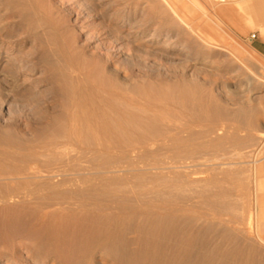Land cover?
I'll list each match as a JSON object with an SVG mask.
<instances>
[{"label":"rangeland","instance_id":"rangeland-1","mask_svg":"<svg viewBox=\"0 0 264 264\" xmlns=\"http://www.w3.org/2000/svg\"><path fill=\"white\" fill-rule=\"evenodd\" d=\"M254 3L257 2L54 0L52 8L61 9L55 15L59 25L55 34L63 37L62 47L67 48L64 51H59L52 35H41L36 40L14 27L20 24L18 21H10L13 37L7 41L12 44L2 47V42L7 41L0 38V146L18 153L17 157L8 156L14 166H32L37 175L0 177V193L23 189L53 172L66 171L63 175L66 178L69 174L67 179L93 177L97 166L116 159L104 151L93 154L92 131L82 132L81 138L68 137L71 130L63 111L74 99L73 87L58 78L69 75L65 61L71 58L86 67L101 98L107 97L105 91L114 85L130 103L139 105L134 108L129 102L118 101L121 115L113 152L119 162V175L115 176L120 178L109 189L112 194L129 195L142 203L167 201L165 204L185 205L178 225L184 233L194 234V245L186 251L188 259L184 257L176 263L202 264L200 257H214L215 247L223 248L224 243L229 246L223 249L231 251L241 246L263 258L264 199L262 211L257 196H264V18L253 13L259 10L249 7ZM67 51H72L71 57ZM50 117L54 123L46 128ZM170 137L173 154L182 160L189 158L187 169H170L167 173L154 169L164 168L162 165H139L136 172L129 169L131 163L137 162L130 152ZM66 138L73 140L66 144ZM50 143L54 147L43 148ZM178 148L183 151L180 153ZM11 163L5 164L13 166ZM17 226L15 232L22 228ZM129 226L133 231L136 224ZM14 229L1 236L12 240L6 244L5 256L29 264L36 255L43 258L48 244L46 247L42 243L47 241L42 239L37 249L19 250L11 238ZM4 239H0V247L5 245ZM99 259L95 258L97 264H134ZM78 261L86 264L87 258L81 256Z\"/></svg>","mask_w":264,"mask_h":264},{"label":"bare ground","instance_id":"bare-ground-1","mask_svg":"<svg viewBox=\"0 0 264 264\" xmlns=\"http://www.w3.org/2000/svg\"><path fill=\"white\" fill-rule=\"evenodd\" d=\"M53 1L54 0H0V38L3 39L2 41H7V39L13 37L11 22L18 21L20 24L17 26V23H15L14 27H17V30H19L21 34H26L24 36L39 40L41 38V35H52L59 44L58 46L56 43V45L59 47V51H64L63 49L66 47H62V45L65 46L63 37H59L55 34V32L59 30V25L56 21L57 19L55 20V17L61 13V9L52 8L51 3ZM62 1L64 0H58V2ZM55 3L56 1L53 4L55 5ZM67 40L69 39L67 38ZM10 42L11 41L2 42L1 46L8 48ZM57 46H55V49ZM69 47L70 45L68 46V48ZM62 51L59 53H62ZM71 52L72 51H67V53L69 54ZM71 56L72 53L70 54V57ZM65 63L69 72L67 74L69 75H67L66 77L58 78V81H65L68 85L73 87L74 96L71 104L63 111V113L67 117L69 128L71 130V136H67L78 137L82 134V132L86 130L92 131L94 134V149L91 150L93 154L98 151H104L107 154L112 155V157L116 159H114V161H112L111 163L109 162L110 164L107 162L108 160H106L107 165H100L97 167L95 166L97 171L95 174L93 173V177H81L77 179H75V177L74 179H67L69 174L67 175V177L65 175L66 178H64L63 175V172L66 171H63L62 174L53 172L44 176L43 180L34 182L31 185L24 186L23 189L21 188L14 189L8 192H1L0 237L5 231L14 229V227L20 225L17 226V228L22 227L21 229L19 228V230H17L16 232L14 229V238L11 236L7 237H11L14 243H16V248L23 251L24 249L28 248L32 250L37 249L39 243L41 244V240L45 239V241L47 242L44 244V242L42 241V244L45 246L46 244H48V248H45L46 250L43 249L44 251L42 250L43 258H40V255L38 256L35 254L36 256L33 257V261H31L30 264H82L80 261H78V258L81 256L87 258L86 264H97V262H95V258L97 256L102 262H105L107 260H114V263H116L117 261L121 262L122 260H126L129 262L131 261L134 264H175L179 260L183 261L184 257L187 258L188 256L186 251L193 249L191 247L194 245H192L194 234L191 233V235L184 233V228L182 229L180 228L181 226L178 225V222L185 212L182 209L185 205L183 207L171 203H167V205L165 204L167 201H164V204L155 202L142 203L136 199L135 201L132 200L130 197H128L129 195L119 196L120 194L117 195L110 193L109 185H111L112 182L114 183L118 181L120 178L115 176V174L119 170V162L117 156H114L113 152V149L117 145L115 138L119 133V123L117 119L121 115V109L119 107L118 101H123L126 104L129 102L128 104H132V107L134 108L139 107V105L134 101L130 103V99L128 100V98L126 97L127 95L125 96V94H120L119 88H117L118 86L114 85H111V87L107 88V90L105 91L107 97L101 98L98 92H96L94 90V87L92 86V78L87 73L86 67L80 65L82 62L79 64L77 61H73L70 58L66 60ZM86 66L87 69H89V66ZM148 107L152 108L153 106L148 105ZM53 123V119L51 117L48 118V120L46 121V128L51 127ZM79 138H81V136ZM177 138L181 139V137ZM66 139V144L73 140V138H68L67 140ZM180 141L178 143H180ZM170 142H172L171 137L163 138L137 147L133 151L131 150L132 152L129 151L130 156L133 155L137 159H135L137 162H130V168H128L131 170L133 169L134 172L137 171L136 167H139V165H143L144 167L162 165L165 167L162 169L159 167L154 169L164 171H169L170 169L178 170L181 168L187 169L188 167L186 164L188 161L186 162V159L189 158H185V160H182L181 158L179 159L178 156H175L171 151L172 147H170ZM185 142L187 141L185 140ZM178 143H176V145ZM187 144L189 145L190 142ZM180 145L182 146V144ZM50 147H54V145L50 143V145L47 144L43 148L48 150ZM4 148L3 146H0V177L17 178L22 175H37V172L32 166L26 167L23 164H17L18 166H14L13 158L11 157L13 161L11 163V161L8 160V156H14L18 153H14L13 151L8 152L9 150L11 151V149L8 148L9 150H5ZM178 150L180 151V148H178ZM182 151H180V153ZM109 157L111 160V156ZM6 161L7 164L9 161V164L11 163L13 164V166H6ZM99 163L101 164V162ZM189 166H191V163ZM126 167L127 166H125V168ZM93 168H91L92 171ZM74 171H76V169ZM67 173L70 172L67 171ZM166 173H164V176L167 175ZM138 174H140V172ZM138 174L135 175L139 176ZM142 175H144V173H142ZM164 176L161 177L164 178ZM172 177L174 176L172 175ZM170 181L172 182L173 180H168L167 182ZM162 183L164 182H161V184ZM118 185L120 184L118 183ZM161 186L159 185L158 187ZM62 190H65L67 192L63 193ZM171 190L173 189L171 188ZM164 192L165 191H163V193ZM168 193L170 194V191ZM215 197L218 198V196ZM169 202H171V200ZM191 213L192 212H189V214ZM247 218L249 219L248 221L250 224L251 220L249 217ZM238 220L240 221V219ZM236 223L238 224V222ZM130 224H136V227H134L135 229L133 228V231L129 229ZM246 224H248V222ZM238 228L243 230L241 226ZM6 234L9 235V233ZM249 234H252V232ZM1 238L4 239V237ZM260 239H262V237ZM259 241L257 242V244L259 243ZM10 242H12V240H10L9 238H5L3 240V244L5 245L0 247V264H29L23 261L18 262L13 256V258H7L5 256V253H7L8 251L6 250V244H10ZM254 242L256 244V241ZM239 243H241V241ZM226 244L224 243V245ZM227 246H229V244H227ZM262 246L264 245L262 244L261 247ZM253 247L254 246H252V249L255 248ZM40 248L42 249V247ZM215 248L217 249L214 252V257H211L212 255H209L210 257L208 255L205 256V254L203 253L204 256L200 257L199 261L202 264H264V257L261 258L263 255L261 256V254L259 253L261 257H258L259 255L256 254L257 252L255 253V255L254 252L252 253V251L250 250L241 248V246L240 248L232 249L231 251L229 249L226 250L220 247L218 248V246H216ZM183 252L186 253L184 254ZM180 253H182V255ZM109 263L111 264V262Z\"/></svg>","mask_w":264,"mask_h":264},{"label":"crops","instance_id":"crops-1","mask_svg":"<svg viewBox=\"0 0 264 264\" xmlns=\"http://www.w3.org/2000/svg\"><path fill=\"white\" fill-rule=\"evenodd\" d=\"M222 1H224V0H222ZM241 1H244V2H246V1L257 2V3H254L253 5H249V7L253 6V7H255L256 9L259 8L258 11H255V12H253V13H255L256 15H258V16L261 17V18H264V9H263V7H264V0H241ZM250 14H251V13H250ZM261 21H263V19H262ZM257 199H258V208L260 207L261 210H262V209H263V203H262V200L264 199V196H260V195H258V196H257ZM262 211H263V210H262ZM260 234L262 235L261 231H260ZM262 236H263V235H262Z\"/></svg>","mask_w":264,"mask_h":264},{"label":"built area","instance_id":"built-area-1","mask_svg":"<svg viewBox=\"0 0 264 264\" xmlns=\"http://www.w3.org/2000/svg\"><path fill=\"white\" fill-rule=\"evenodd\" d=\"M252 38H255V35H253Z\"/></svg>","mask_w":264,"mask_h":264}]
</instances>
